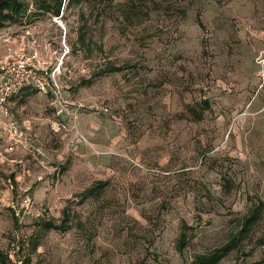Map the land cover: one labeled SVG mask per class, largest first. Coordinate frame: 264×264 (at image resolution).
<instances>
[{
	"label": "rangeland",
	"instance_id": "obj_1",
	"mask_svg": "<svg viewBox=\"0 0 264 264\" xmlns=\"http://www.w3.org/2000/svg\"><path fill=\"white\" fill-rule=\"evenodd\" d=\"M21 1L0 65L34 46L54 88L0 110L9 264L36 236L32 264H190L235 235L219 264H264V209L241 232L264 203V0Z\"/></svg>",
	"mask_w": 264,
	"mask_h": 264
},
{
	"label": "trees",
	"instance_id": "obj_2",
	"mask_svg": "<svg viewBox=\"0 0 264 264\" xmlns=\"http://www.w3.org/2000/svg\"><path fill=\"white\" fill-rule=\"evenodd\" d=\"M26 12L25 5L21 0H0V30L7 28L11 25L19 24L22 21V17ZM115 70H121L116 68ZM85 83V82H84ZM87 84V83H86ZM107 186V183H99L95 187L86 190L82 198L87 199L91 197H98V194L103 191ZM264 209V203H259L257 207L251 212L243 224V231L245 233L250 229L255 223L260 219L261 212ZM71 215L68 208L63 210V218L58 224L55 220H42L40 222V227L44 230H59L66 231L71 228L69 222L71 221ZM191 229L185 224L183 225V231L181 233L178 251L183 253L188 244V234ZM38 236L31 237L30 240L22 246V248L27 247V252L23 255L19 262L20 264H32V254L37 250ZM239 236H233L231 240L224 246L213 250L207 255H202L196 257L190 264H219L226 256H228L233 250L238 246ZM10 259L4 253L0 252V264H9Z\"/></svg>",
	"mask_w": 264,
	"mask_h": 264
},
{
	"label": "built area",
	"instance_id": "obj_3",
	"mask_svg": "<svg viewBox=\"0 0 264 264\" xmlns=\"http://www.w3.org/2000/svg\"><path fill=\"white\" fill-rule=\"evenodd\" d=\"M53 83L54 74L49 72L47 62L40 54L36 50L21 49L0 65V110L27 87L45 91L46 88H54ZM56 88L55 93L61 96V91Z\"/></svg>",
	"mask_w": 264,
	"mask_h": 264
},
{
	"label": "crops",
	"instance_id": "obj_4",
	"mask_svg": "<svg viewBox=\"0 0 264 264\" xmlns=\"http://www.w3.org/2000/svg\"><path fill=\"white\" fill-rule=\"evenodd\" d=\"M27 49L29 52H33V51H35V48H34V46H31V47H23V44H22V47L20 48V49ZM33 49V50H32ZM15 97V96H14ZM12 99V98H11Z\"/></svg>",
	"mask_w": 264,
	"mask_h": 264
}]
</instances>
